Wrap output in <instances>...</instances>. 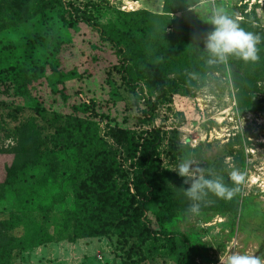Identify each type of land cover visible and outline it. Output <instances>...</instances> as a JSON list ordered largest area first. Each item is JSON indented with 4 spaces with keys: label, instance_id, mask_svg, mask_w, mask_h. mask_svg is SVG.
I'll return each instance as SVG.
<instances>
[{
    "label": "trees",
    "instance_id": "16d2710c",
    "mask_svg": "<svg viewBox=\"0 0 264 264\" xmlns=\"http://www.w3.org/2000/svg\"><path fill=\"white\" fill-rule=\"evenodd\" d=\"M200 1L162 0L160 12L145 9L125 12L110 8L105 0H87L81 9L66 0H0V32L34 18L52 21L62 32L55 39L53 35L45 38L50 47L46 50L51 59L46 60V65L52 93L68 100L67 81L83 78L75 69L61 70L58 60L61 46L71 38V30L83 23L114 51L116 62L105 70L109 100L125 98L115 78L119 76L131 99L125 108L129 113H139L135 129L98 112L106 103L96 100L72 104L68 114L47 113L19 77L30 75L33 80L44 77L43 61L40 65L34 64L32 69L26 67L21 74L15 72L7 53L2 51L6 47L0 48V76L7 74L11 79L9 87L0 81V154L12 155L11 163L5 167L4 180L0 182V202L5 200L2 193L7 188L17 192L8 217L0 219V264H11L14 252L23 247L31 250L46 243L75 244L82 239L115 238L116 246H127L133 251L138 246L162 241L160 245L173 253L176 252L175 236L185 246L176 264H186L188 238L164 230V225L178 212L187 211L190 204L184 195L188 185L170 171L169 165L188 159L189 152H198L202 145L181 147L170 136L163 149L165 134L154 126V121L168 93H186L187 82L194 84L196 76L201 78L202 86L206 76L223 68L224 63L211 66L206 63L205 40L213 25L211 13L208 22L193 15L192 8ZM109 12L111 18L100 23V17ZM224 12L246 32L261 37L257 45L258 62H244L235 56L226 62L240 113L258 112L263 109L256 98L264 91V29L254 22H258L256 14L246 11V5H234ZM238 14L241 19H237ZM38 55L37 52L35 57ZM27 57L30 61L35 59L31 55ZM11 96L24 97L32 115L8 127L5 119L16 121L24 111V107L6 100ZM242 138L237 134L225 145V157L231 158L230 164L224 162V157L220 158L218 169L213 174H205L206 178H222L228 187L240 189L242 182L235 185L229 174L233 169L243 172L246 168L241 146L234 150L235 144L245 141ZM162 155L166 165L162 163ZM49 187L52 191L47 193L44 189ZM24 189L28 198L21 197ZM66 191L71 196L67 206ZM239 198V191L231 200L209 194L201 210L236 214L237 208L242 207ZM247 205L251 210L255 207L261 210L255 204L247 202ZM34 206L39 209L40 223L31 220ZM153 222L158 224L156 230ZM19 227L24 231L23 238L12 235ZM50 228L53 233L49 232Z\"/></svg>",
    "mask_w": 264,
    "mask_h": 264
},
{
    "label": "rangeland",
    "instance_id": "374dc122",
    "mask_svg": "<svg viewBox=\"0 0 264 264\" xmlns=\"http://www.w3.org/2000/svg\"><path fill=\"white\" fill-rule=\"evenodd\" d=\"M68 1L81 9L82 4L87 0H66ZM105 1L110 8L125 12L139 9L160 12L162 4V0ZM239 4L246 5L248 12L254 11L258 19V22L257 20L254 22L259 28L264 29V0H201L197 7L192 8V13L197 18L200 17L203 22L206 20L208 22V15L210 13L212 15L214 10L229 11L232 6ZM256 4H258L257 7ZM111 16L110 12L104 14L99 22L105 23ZM241 18V14H238L237 19ZM50 22L52 21L34 18L0 32V48L6 47L2 51L5 55L7 53L9 63L15 66V72L21 73L26 67L32 69L34 64L40 65L43 61L44 77L33 80V76L30 75L19 76L22 77L21 81L27 83L26 87L30 95L38 99L47 113L55 111L68 114L72 104L79 101L88 103L90 100H96L95 102H101L103 105L106 103L103 109L99 107L97 111L108 114L111 118H115L117 123L127 128L135 129L139 113L134 114L133 111L129 113L125 108L126 103L131 99L121 84L119 76L115 78L119 84L120 94L125 98L122 101L109 100L110 87L106 83L105 70L116 62L114 51L109 43L100 41L98 34L83 23H78L76 30H71V38H68L67 43L61 46L58 55L61 70L75 69L83 75V78L67 81L65 90L69 93L68 100L52 93L47 82L50 72L46 65V60L51 59L47 55L50 47L45 38L53 35L55 39L57 34L62 32L57 30L56 24ZM37 52L39 55L35 57ZM27 55L35 59L30 61ZM229 70V65L224 63L221 71L206 76L202 86H200L201 78L196 76L193 78L196 84L187 82L186 93L181 91L168 93L166 102L158 107L154 121V126L160 128L165 134L164 144L171 136L181 147H185L181 143L182 138L189 140L188 147L202 145L198 152H189L188 159L193 160L194 167L200 168L204 175L213 174L214 170L218 169V161L222 157L229 165L231 158L225 157V145L237 134L241 138L245 137V141L242 140L241 144L234 145V150L240 149L241 146L243 160L246 163V168L242 172L245 179L239 189V202L242 207L237 208L236 214L203 211L201 208L195 215L180 211L164 225V230L169 233L188 238L186 264H220L219 256H224L226 259L232 252L264 258V221L262 220V213L264 214V91L256 98L263 109L258 112L240 113ZM10 80L7 74L0 76V81H4L8 87ZM141 86L144 87L143 84ZM6 100L24 107L23 113L18 115L16 121L9 117L5 119L8 127L17 125L22 119L32 115L24 97L11 96ZM124 119H127L126 124L123 123ZM162 148L165 149L166 144ZM11 161L12 155L0 154V182L4 180L5 167L9 166ZM166 162V158L162 155V163L166 165ZM177 165L172 162L169 165L170 171L176 173L174 169ZM6 190V193L5 191L2 193L6 198L0 202V219L8 217V209L17 195L13 188ZM44 190L48 193V190L52 191V187ZM66 192L68 197L65 205L67 206L71 196L69 191ZM20 194L22 198L29 196L25 189ZM247 202L251 205L255 204L261 210L257 207L251 210ZM203 205L202 202L201 207ZM33 208L30 214L31 220L40 223L39 209L35 206ZM157 225L155 222L152 223L154 230L157 229ZM49 232L53 233L51 228ZM12 235L23 238L22 227L15 229ZM175 239L176 252L173 253L168 252L165 245H160L162 241L144 244L137 248L134 246L135 251L131 249L130 251L127 246H116L115 238L82 239L75 244L66 241L51 242L31 250H26V247L16 250L11 264H176L185 246L179 237L175 236ZM141 253L148 257H144Z\"/></svg>",
    "mask_w": 264,
    "mask_h": 264
},
{
    "label": "clouds",
    "instance_id": "9594fccd",
    "mask_svg": "<svg viewBox=\"0 0 264 264\" xmlns=\"http://www.w3.org/2000/svg\"><path fill=\"white\" fill-rule=\"evenodd\" d=\"M211 24L213 30L205 40L208 65L226 63L230 56H235L244 62L259 61L257 47L261 43L259 35L246 32L223 9L213 11ZM181 143L185 146L190 144L187 138H182ZM174 171L183 178V184L188 185L184 189V195L190 200L187 212L193 215L199 213L201 203L209 194L219 199L231 200L239 191L238 187H228L222 178H206L200 168L194 167V161L191 159H182ZM229 175L235 185H239L245 179L244 174L238 169H233ZM219 261L220 264H264V258L260 256L239 252H232L226 259L224 256H219Z\"/></svg>",
    "mask_w": 264,
    "mask_h": 264
}]
</instances>
